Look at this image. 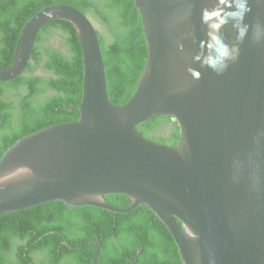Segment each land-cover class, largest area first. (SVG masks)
<instances>
[{"label":"water","instance_id":"obj_1","mask_svg":"<svg viewBox=\"0 0 264 264\" xmlns=\"http://www.w3.org/2000/svg\"><path fill=\"white\" fill-rule=\"evenodd\" d=\"M212 6L213 0H135L148 57L122 106L109 98L93 21L67 4L35 13L19 34L13 63L0 67V82L23 74L46 23L66 20L83 53L80 118L29 134L4 152L0 215L54 200L118 213L146 204L173 235L184 264H264V36L257 41L250 28L223 75L200 68L193 61L206 38L200 11ZM250 7L245 22L264 25V0H250ZM223 35L234 41L231 25ZM189 67L199 69V80ZM156 115L178 122L177 145L137 129ZM117 193L131 198L128 207L104 198ZM94 240L97 264L102 242L87 243Z\"/></svg>","mask_w":264,"mask_h":264},{"label":"trees","instance_id":"obj_2","mask_svg":"<svg viewBox=\"0 0 264 264\" xmlns=\"http://www.w3.org/2000/svg\"><path fill=\"white\" fill-rule=\"evenodd\" d=\"M52 4L71 5L101 25L105 34L96 28L108 95L113 104L125 105L136 91L148 57L135 0H2L0 67L13 63L24 24ZM55 32L62 36L65 52L46 45ZM37 68L47 74H37ZM83 72L74 25L66 20L46 23L23 74L0 82V159L17 140L80 118ZM137 129L146 138L167 145H177L181 139L180 126L172 116H153ZM104 198L118 208L132 202L123 193ZM96 238L102 242L97 264H184L173 235L148 205L118 213L91 205L70 206L61 200L0 215V264H93L98 242H87Z\"/></svg>","mask_w":264,"mask_h":264},{"label":"clouds","instance_id":"obj_3","mask_svg":"<svg viewBox=\"0 0 264 264\" xmlns=\"http://www.w3.org/2000/svg\"><path fill=\"white\" fill-rule=\"evenodd\" d=\"M250 0H213L212 7L202 8L200 22L205 28V39L199 41V50L193 56L194 63L200 68L210 69L217 75H223L230 64L236 62L241 53V44L253 28V37L259 41L264 36V25L255 26L245 22L251 12ZM231 25L235 39L229 42L223 35V29ZM195 40V37L193 36ZM180 52L184 51L183 42L178 43ZM188 73L194 80H199L202 73L197 68L189 67Z\"/></svg>","mask_w":264,"mask_h":264},{"label":"rangeland","instance_id":"obj_4","mask_svg":"<svg viewBox=\"0 0 264 264\" xmlns=\"http://www.w3.org/2000/svg\"><path fill=\"white\" fill-rule=\"evenodd\" d=\"M95 26L101 31L102 34H105L103 28L101 27V25L99 23L96 22ZM45 43H46V45L49 44V45L61 50L62 52L66 51V49L64 47L62 36L59 33H57V32H55L51 36H49ZM36 73L37 74H41V75H46L47 74L42 68H37L36 69ZM35 258H36L37 261H39L40 260V255L37 254L35 256Z\"/></svg>","mask_w":264,"mask_h":264}]
</instances>
